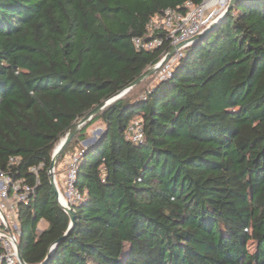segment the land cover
Returning <instances> with one entry per match:
<instances>
[{"label": "trees", "instance_id": "1", "mask_svg": "<svg viewBox=\"0 0 264 264\" xmlns=\"http://www.w3.org/2000/svg\"><path fill=\"white\" fill-rule=\"evenodd\" d=\"M203 1L0 0V172L34 189L17 208L25 264L57 242L45 264H264V0L238 2L168 81H143L76 133L56 171L105 127L81 149L70 230L50 184L69 131L171 50L132 40Z\"/></svg>", "mask_w": 264, "mask_h": 264}, {"label": "built area", "instance_id": "2", "mask_svg": "<svg viewBox=\"0 0 264 264\" xmlns=\"http://www.w3.org/2000/svg\"><path fill=\"white\" fill-rule=\"evenodd\" d=\"M227 1L204 0L201 5L187 2L185 11L170 8L149 22L145 36L132 40L136 49L149 52L161 48L166 42L169 43L171 50L180 44H185L168 62L162 64L156 73L154 84L168 81L172 77L176 64L191 46V41L220 17L228 6ZM171 50L161 61L171 53ZM128 136L135 143L144 138L145 132L140 121H134L130 125ZM81 156L82 152H79L69 158L62 187L56 180L59 190L58 201L61 205L72 207L73 211L84 198L76 184ZM33 190L30 185L21 181L15 183L9 176L0 172V264H19L17 244H19L20 225L17 208L19 204L28 202Z\"/></svg>", "mask_w": 264, "mask_h": 264}, {"label": "water", "instance_id": "3", "mask_svg": "<svg viewBox=\"0 0 264 264\" xmlns=\"http://www.w3.org/2000/svg\"><path fill=\"white\" fill-rule=\"evenodd\" d=\"M250 2L253 0H229L228 2V6L227 8L221 13L220 17L218 19H216L215 21H213L212 23H210L207 27L204 28L203 32L200 33L199 35H197L192 41H191V46L201 42L204 40V38L209 35L211 32L215 31V29L220 25V22L223 20V18L227 15V13L237 5L238 2ZM185 44H180L176 47H174L171 50V53L169 55H167L165 57L164 60L158 62L157 64H155L154 67L150 68L149 70H147L146 72H144L141 76H139V78L137 80L134 81V83H132L127 89H125L123 92L119 93L118 95L108 99L106 102L102 103L100 106L96 107L95 109H93L92 111H90V113L88 115L85 116V118H83L81 121H79L73 129H71V131H69V133L66 135L65 138L62 139V141L60 142V144L58 145V147L55 149V153L50 165V170H49V175H50V184H52L57 196L59 195V190H58V184L56 183V176H55V172H56V166L58 164V160L60 158V156L62 155V153L64 152L65 148L72 142V140L74 139V137L77 135L76 133L87 123H89L95 115H97L98 113H100L101 111H103L108 105H110L111 103L119 100L121 97H123L124 94H126L130 89L139 86V84H141L144 80L155 76V74L159 71L160 67L162 66V64L168 62L172 56L177 52L178 49H181L182 47H184ZM96 136L94 138H91V140H87L84 142V144L86 145V149H91V147H93L101 138L102 136L105 134L104 130H99L96 132ZM100 136V137H99ZM61 207L63 208V210L67 213V215L70 217L71 219V224L69 227V230L71 228H73V226L76 223V217L73 211L72 207L69 206H64L61 205ZM69 232V231H68ZM65 233L66 235L63 237H67L69 234ZM62 238V239H63ZM59 242L53 244L50 248V252L46 258V260L44 261L43 264L47 263L50 258L52 257L53 253L55 252V248L57 247ZM17 252H18V259H19V264H25L22 254L20 252V248H19V244H17Z\"/></svg>", "mask_w": 264, "mask_h": 264}, {"label": "rangeland", "instance_id": "4", "mask_svg": "<svg viewBox=\"0 0 264 264\" xmlns=\"http://www.w3.org/2000/svg\"><path fill=\"white\" fill-rule=\"evenodd\" d=\"M151 78V77H150ZM150 78H148V79H146V80H144V81H147L148 83H147V88H146V90L147 89H149V88H151L153 85H154V83H155V80H156V74H155V76H153V78L152 79H150ZM105 129V127H104V125L102 124V122H97V123H95L94 125H92L91 127H90V129L88 130V137L85 139V140H83V141H81L80 142V145L77 147V149H76V153H79V152H81L82 150V148L83 149H86V145L84 144V142L85 141H87V140H91V138H94L95 136H96V132L97 131H99V130H104ZM100 137V136H99ZM75 153V154H76ZM71 156H73V154H70L69 155V158L71 157ZM67 162H68V160H67ZM67 162H66V164H67ZM64 162H62L60 165H58V169H57V171L55 172V176H56V180L58 179L59 181H60V184L62 183L61 182V172L65 169V172H66V169H67V167H66V164L64 165L63 164ZM64 176H65V173H64ZM60 177V178H59ZM64 179V178H63ZM57 180V181H58ZM62 185V184H61ZM40 228H42V226H40Z\"/></svg>", "mask_w": 264, "mask_h": 264}, {"label": "crops", "instance_id": "5", "mask_svg": "<svg viewBox=\"0 0 264 264\" xmlns=\"http://www.w3.org/2000/svg\"><path fill=\"white\" fill-rule=\"evenodd\" d=\"M67 160H69V156L65 159L64 161V165L66 164ZM64 173H65V169L61 172V182H63V178H64ZM60 178V177H59ZM47 223L45 221H43L40 226H42V228L39 227V231H43V229H45L47 227Z\"/></svg>", "mask_w": 264, "mask_h": 264}, {"label": "bare ground", "instance_id": "6", "mask_svg": "<svg viewBox=\"0 0 264 264\" xmlns=\"http://www.w3.org/2000/svg\"><path fill=\"white\" fill-rule=\"evenodd\" d=\"M227 2H229V0Z\"/></svg>", "mask_w": 264, "mask_h": 264}]
</instances>
